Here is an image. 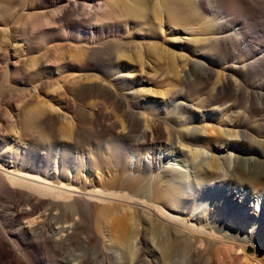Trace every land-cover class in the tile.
Instances as JSON below:
<instances>
[{"label":"bare ground","instance_id":"bare-ground-1","mask_svg":"<svg viewBox=\"0 0 264 264\" xmlns=\"http://www.w3.org/2000/svg\"><path fill=\"white\" fill-rule=\"evenodd\" d=\"M85 2L51 4L49 18L44 11L23 14L19 26L22 37L15 51L28 48L29 42L46 43L48 34L40 28L57 17L70 18L72 4L75 8L84 6L87 22L92 25L87 32L73 35L77 43L89 49L86 54L102 49L103 35L94 27L116 20L125 28L127 23H139L146 16L144 0ZM152 2L156 19H176L177 9L169 0ZM246 2L264 12V1ZM185 3L199 11L205 3L214 7L217 0ZM213 17L206 23V40L215 31L214 22L222 24L217 22L222 20L219 13L214 12ZM183 32L191 35L184 42L194 43L195 50L205 41L192 32ZM120 46L121 41H110L112 59L131 63L129 55L119 52ZM186 61L189 69L184 67L181 75L173 73L179 86L190 87L215 77V102L189 103L177 95L171 98L182 92L172 84L165 85L161 92L134 89L135 72L140 77L145 74L139 68L124 73L113 70L107 81L78 76L52 86L45 102L37 100L36 93L34 100L0 106V239L4 242L0 264H29L25 260H31L33 248L63 254L67 264H107L109 260L112 264H210V259H220L222 250L236 252L241 264L264 262V254L258 259L248 253L243 232L237 227L242 215L252 218L250 223L264 245V192L260 191L264 173L236 166L238 159L250 151L248 144L253 143V136L245 130L257 105L249 98L244 105L237 102L240 80L232 84L224 72L213 70V65ZM28 66L39 73L35 58ZM255 67L254 62L240 61L238 68L245 72ZM53 70H47L46 80L57 77ZM102 91L110 92V123L93 109L95 105L77 104L84 98L99 97ZM152 93L161 97L142 99ZM228 94L234 95V101L225 106L219 99ZM135 105L141 107V116L130 109ZM257 107L264 109V104ZM190 111L198 118L200 113H208L204 118H214L217 135L210 134L203 120L194 122ZM85 113L97 128L116 134L100 151L81 146L94 138L92 133L75 127ZM56 124H60L61 134L52 133ZM263 131H256V135L262 137L259 135ZM210 141L216 145L213 149ZM222 154L234 161L233 169L218 157ZM247 160L264 166V154ZM226 180L232 187L222 189ZM244 183L250 185L248 195L257 199L256 205L246 200L245 188H239ZM214 199L216 204L208 206Z\"/></svg>","mask_w":264,"mask_h":264},{"label":"rangeland","instance_id":"rangeland-1","mask_svg":"<svg viewBox=\"0 0 264 264\" xmlns=\"http://www.w3.org/2000/svg\"><path fill=\"white\" fill-rule=\"evenodd\" d=\"M69 1L71 0H0V106H7L30 98L34 100L36 93L37 100L45 102L48 100L47 93L53 88L52 86L65 84L69 80H76L75 78L78 76H90L89 79L92 80L107 81L110 80V72L113 70L119 69L124 73L134 69L139 70V68L144 69L145 74L140 77L137 74L138 72H135L136 77L132 80L134 89L135 87H141L144 90L151 89L155 92H161L165 85L172 84L176 86L173 89H182V94L176 92L171 98L177 95L180 99L187 100L189 103L215 102L217 98L215 96L216 90H214L216 87L215 77L212 81L203 79L200 83L190 87L182 88L179 86L180 83L175 80L173 73L176 71L181 75L184 67L189 69V66H185L186 60L205 61L213 65V70L224 72L226 79L230 80L232 84L235 80H240L242 85H240V91L238 90V103L244 105L249 98L257 106L264 104V12L247 6V0H217L216 5L212 8L205 3L202 6L203 9L199 10L200 12L192 6H188L185 0H169L177 9V14L174 17L176 19L171 22H168L167 19H156L151 8L152 0H144L147 8L146 16L139 23L131 21L123 28L121 27L122 24L116 22V20H109L103 26L94 27L97 34L103 35L102 49L87 54L86 52L89 49H85L84 44L77 43L73 35L76 32H87L92 25L87 22L89 16L85 13L84 6L78 5L75 8V5L72 4L69 7L74 13L70 18L58 19L56 16V21H48L41 27L42 29L40 28L42 33L48 34L46 43L29 42L28 48H22L23 50L18 48L15 51L14 46L18 47L22 37L19 26L23 14V16L33 15L44 11L48 13L46 18H49L51 4L65 5L66 3L68 5ZM90 1L86 0L85 4H89ZM214 12L219 13L222 20L217 22H222V24L217 25L215 21V31L206 40V35H204L207 33L206 23L207 20L213 21ZM169 27L172 28V31L169 30ZM183 31L192 32L198 38L205 39L203 44L197 47V52L194 49V43L187 44L184 42V40L191 38V35H186ZM238 34H241V36ZM173 35L177 36L178 39L175 40ZM114 39L121 41L119 52L129 55L133 59L131 63H117V60L112 59L110 41ZM33 58L36 60L37 72L39 73L28 69V63ZM51 60H53V64H50ZM240 61L254 62L256 64L255 70L249 68L245 72L240 71L238 68ZM46 62H48L47 65ZM48 69H54L53 73L57 77L49 81L46 80L44 76L47 74ZM53 79H56V81ZM109 94L108 91H102L99 97L84 98L77 104L81 107L95 105L96 107H93V109H98L97 111L107 118L106 122L110 123L108 119H110L112 108L110 107ZM152 97L159 99L161 96L157 93L145 94L142 99H151ZM162 98L166 99V96ZM219 101L226 103L225 106L230 105L234 101V95L228 94L220 98ZM257 106L250 112L251 117L248 118V128L245 130L253 136V143L248 144L247 149L250 151L238 159L236 166L245 171H262L264 173V166L259 165L257 161L250 162L247 160L251 156L259 158L264 154V131L259 135L262 137L256 135V131L264 130V109ZM140 108L135 105L130 109L141 116ZM89 113L81 115L76 120L75 127H79L83 131L86 130L85 134L90 132L94 135V138L87 139L81 146L92 148L97 152L102 150L106 143L110 144V139L113 138V135L115 137L116 134H110V131L97 128L95 124L90 122L91 116H89ZM73 114L76 115V111H73ZM205 114L208 113H200L198 118L197 113L190 111V115L195 117L194 122L203 120V126L209 129L211 135H215L217 132L215 128L216 120L212 117L204 118ZM45 130L48 132L47 129ZM52 133L54 135L61 134L60 124L52 127ZM238 136L240 135L238 134ZM210 144L211 149L216 146L214 141H210ZM40 152L42 151L40 150ZM44 154L47 155L48 152L45 151ZM218 157L223 160L226 166H231L230 170L233 169L234 161L225 158L227 157L226 154L218 155ZM230 187H232L231 181L226 180L221 188L227 189ZM239 188L241 190L245 188V197L250 204H257V199L248 195L251 192L249 184L244 183ZM260 191L264 192V188H260ZM2 204H5V202H2ZM208 204V206L216 204L215 199L208 201ZM258 205L260 208L263 207L262 204ZM245 209L251 210L252 208L246 207ZM237 215L240 216V214ZM241 217V222L237 227H240L241 232H243L242 241L248 246V253L260 259L261 255L264 254V245L261 244L262 236L260 237L254 226L252 227L250 223L252 218H246V215ZM233 226H235V223H233ZM0 244L1 250V246L4 244L1 239ZM219 247H222V245H219ZM222 251L223 254L219 260L210 259L209 263L241 264L236 259V252ZM31 256V260H25L26 263L67 264L65 255L56 254L46 249L33 248ZM107 264L112 263L109 260ZM260 264H264V262Z\"/></svg>","mask_w":264,"mask_h":264}]
</instances>
